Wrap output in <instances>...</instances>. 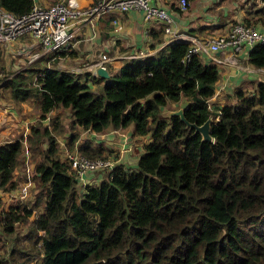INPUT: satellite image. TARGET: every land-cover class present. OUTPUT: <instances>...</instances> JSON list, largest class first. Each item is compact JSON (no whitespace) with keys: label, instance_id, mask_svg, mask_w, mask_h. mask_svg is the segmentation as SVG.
<instances>
[{"label":"trees","instance_id":"obj_1","mask_svg":"<svg viewBox=\"0 0 264 264\" xmlns=\"http://www.w3.org/2000/svg\"><path fill=\"white\" fill-rule=\"evenodd\" d=\"M33 4L0 0L15 15ZM162 28L151 33L154 52L128 57L117 70L105 63L106 78L56 67L51 55L65 50L0 78L14 104L34 99L39 121L62 106L71 111V129L131 126L133 136H148L134 166L116 161L110 170H92L100 179L86 184L60 158L57 135L65 126L59 116L52 118L53 131L32 126L26 137L2 141V190L17 186L25 140L30 155L42 160L31 162L34 199L4 206L0 195V233L9 242L0 264H264V81L235 88L225 103L211 106L219 65L188 54V41L162 44ZM248 62L264 66V43L250 48ZM169 103L177 108L165 109ZM181 112L189 122L209 120V139ZM77 136L69 135L70 150ZM78 150L102 155L88 141Z\"/></svg>","mask_w":264,"mask_h":264},{"label":"crops","instance_id":"obj_2","mask_svg":"<svg viewBox=\"0 0 264 264\" xmlns=\"http://www.w3.org/2000/svg\"><path fill=\"white\" fill-rule=\"evenodd\" d=\"M33 1L34 3L49 5L56 0ZM173 1L175 0H163L162 3L166 7L167 11L172 14L175 28L180 34L192 35L197 37H210L214 35H203H205L209 30L212 32L219 31L221 29V26L225 23V16L227 13L226 11H224L222 6L225 0H193L189 2L187 9L184 11L180 9L178 0L172 6L171 3ZM74 2H76L79 6H85L92 3L93 0H74ZM175 7H178L180 10H175ZM242 15L243 13L240 14L238 20L235 19L234 21L241 22L243 17ZM115 17L118 18L121 25V28L119 30L115 29V26L112 22L113 18ZM231 19H233V17H231ZM75 26L77 27L76 33L71 41L70 47L65 50V53L63 55H57L56 57H53L51 55V60L54 58H58L56 64L58 65V62H60L61 65L58 67L59 69L64 68L75 71L76 73H85L97 68L99 66L98 63L101 60V54L103 53L109 56L110 60L106 61V63H108L110 67L111 65H115L118 63L114 66V70L121 65L123 60L126 59V57H124L125 54L128 55L134 51H144L147 53L154 52L155 49L148 48V45L152 40L151 33L153 30L162 28L160 22L145 21L142 12L135 9H131L125 12H105L101 14V16L97 19H93L88 22H79L75 24ZM188 29H193L196 33L192 34L186 32L185 30ZM262 30H264V28H262L261 31ZM163 37L164 41L163 43L161 42L162 44L166 43V36L164 34V31ZM161 43L157 46V48L161 46ZM35 44L32 42V39L29 36L23 35L19 39L15 40L12 44L1 46L3 47V51L5 54H24L29 57V59L26 61V64L18 68V70H20L26 67L29 63L33 62L34 59H37L41 56L38 51H35ZM36 45L39 47L38 44ZM22 48L24 49L22 50ZM249 50L250 46H246L244 51L238 53H232L231 50H222L218 53L221 58H228L233 55L236 59V64H231L229 62H226L225 64H217L220 67V79L217 81V88L213 98H211V101L215 100L216 95H218V97L220 96L219 98L221 103L222 101L224 103L225 94L232 92L235 88H250L254 82L264 81V66L255 67L248 62ZM108 52L111 53L108 54ZM33 55L36 56L34 59H32ZM202 60L208 63L210 62L209 60L204 58ZM84 61L86 63L81 67L82 62ZM67 62L70 63V67L64 66V63ZM88 64H94L93 68L89 66L87 67ZM99 85H91V87L93 90H95L97 87H99ZM34 107L29 106L26 101L20 102V104L12 103L8 106H5L1 103L0 143L4 141V139L9 135L13 136L17 134L18 129H21V131L23 130V134L28 133L29 124L33 123L34 118L39 117V112L35 110ZM62 112L64 113V115ZM34 115L35 117L33 118ZM67 115L69 116L67 117ZM56 116H59L65 127L69 123L72 124V115L69 107L62 106L49 112L47 117L43 119V122L49 121L52 119V117ZM73 128L74 130H76L80 128V126L78 124H75ZM69 135L70 133H68V136ZM90 135L98 136V138L95 139L96 146L92 145V143L90 142L93 148L99 147L96 149H101V151L103 150L102 148L105 147L107 149L113 150L120 149V155H117V159L115 160V162L120 161L125 164L134 166L139 154L143 151V148L141 151L139 150L138 144H136V147L133 146L134 149H131V146L133 145V143H135L136 140H142L141 136L132 135L131 126L119 129L108 126L104 130L100 132H92ZM58 141H61V137H58ZM78 141L79 140L77 136V139L75 141V146L77 147H79L78 145H80L77 143ZM79 143H81V141H79ZM105 151L106 150H104V152ZM134 152L136 153L134 154ZM14 179L16 180L15 175ZM98 179H100L99 173L95 174L91 171H88L85 174V180L89 183H95ZM4 195L7 196V202H10L16 198V196H14L13 190ZM6 206H8V204Z\"/></svg>","mask_w":264,"mask_h":264},{"label":"built area","instance_id":"obj_3","mask_svg":"<svg viewBox=\"0 0 264 264\" xmlns=\"http://www.w3.org/2000/svg\"><path fill=\"white\" fill-rule=\"evenodd\" d=\"M163 0H93L92 3L79 6L71 0H56L49 5L34 3L32 8L24 14L15 15L11 11L0 6V45L12 44L23 35H27L32 42L43 48V52H57L66 50L76 33L75 24L88 22L97 19L101 14L109 11L125 12L131 9L139 10L147 22H160L166 36L165 42L179 39L189 42L188 54L197 53L201 59H207L212 64H225L229 62L236 64L233 55L228 58H221L218 53L222 50H231L232 53L244 51L246 46H254L256 43H264V30H259L252 24L240 21L230 25L223 34L210 37H197L178 33L175 28L172 14L167 11L162 3ZM181 10H186L189 2L178 0ZM115 29L119 30L121 25L118 18L112 20ZM13 46V45H11ZM24 48H22L23 50ZM48 53V54H49ZM147 52L134 51L125 54L124 57H135L145 55ZM36 56L33 55L32 59ZM110 60L105 53L101 54L98 65L105 67L106 61ZM263 67V66H262ZM93 75L96 68L91 71ZM8 76L0 70V78L4 80ZM65 158L71 168L75 171L76 177L83 184H86L85 174L92 170H110L113 162L110 158L103 156L88 157L80 153L77 146L73 150L65 149ZM28 166V165H27ZM25 169L27 179L22 181L14 191V196L23 199L27 196L32 181L30 179V168Z\"/></svg>","mask_w":264,"mask_h":264},{"label":"rangeland","instance_id":"obj_4","mask_svg":"<svg viewBox=\"0 0 264 264\" xmlns=\"http://www.w3.org/2000/svg\"><path fill=\"white\" fill-rule=\"evenodd\" d=\"M222 6H223L224 11H226V13H227L226 16H225L226 17L225 23L221 26V29L219 31L212 32V31L209 30L203 36L218 35V34L225 33L228 30V28L230 27V25L235 22L234 20L235 19L238 20L240 14H242V13H243V15L247 14L248 17L252 18L253 20H256V21H253L254 23H252V25L257 27L259 30L264 28V16H262L261 18H258V16L261 14V12L260 11H256V10H264V0H225L224 4ZM231 17H233V19H231ZM35 47H36L35 51H38L41 55H47L49 53V52H45V54L42 53L43 52V48L42 47L39 48L36 44H35ZM28 59H29V57L24 55V54H19V55L10 54V53L5 54L4 51H3V47L0 45V70L4 74H6L7 76H12L15 71H18V68H20L24 64H26V61ZM85 61L82 62L81 67H82V65H84L86 63ZM104 63H106V62H104ZM41 64H43V63H41ZM47 64L50 65V62H48ZM52 64H54V63L52 62ZM64 64H65L64 66H66V67H70L71 66L69 62L64 63ZM117 64H115V65H117ZM60 65H61L60 62H58V65L56 64V67H59ZM93 65L94 64H88L87 67L89 66V67L93 68ZM115 65H111V70H113ZM107 67H109V66H107ZM117 69L118 68H116L114 70H117ZM65 70H67V69H65ZM80 74L82 75V78H84V72H82ZM102 84L103 83L100 84L101 88H102ZM96 90L97 89H95V91ZM219 97H218V95H216L215 100L211 101V99H210L209 100V104L211 106L212 105L223 104V101L221 103ZM226 100L227 99H225V102H226ZM1 103L4 104L5 106H8V105H10L12 103L14 104V102L11 99H9L8 92L7 91H3V89H0V105H1ZM26 103L29 106H33V107L35 105V107H34L35 110H37L39 112L38 105L34 101V99H28V100H26ZM176 108H177L176 104H170V103L165 107V109H168V110H173V109H176ZM36 113H35V115H36ZM35 115L33 116V118L35 117ZM63 115H64V113H63ZM68 116L69 115H67V117ZM52 118H54V117H52ZM33 120H34L33 123L29 124V126H28L29 127L28 133L30 132V129H31L32 126L37 127L38 130L39 129L42 130V128L46 126L50 131H53V127H52L53 120L52 119L49 120V121H45V122L39 121V118H34ZM66 127H63L62 132L57 135V138L61 137V141L60 142L58 141L59 142V155H60L61 159H65V149L66 148L70 149L69 145H67V141H68V138H69L68 133L71 134L73 131H76L77 135H78V140L81 141V143H84V141H88V142H91L92 145H95V143H96L95 139L98 138V136L90 135L92 133V130H87V129H84L82 127L78 128L76 130H73L74 128L71 129L70 123L68 125H66ZM17 131H18L17 134H15L13 136L9 135L4 140H6V139H14L15 137L18 138L20 135H23V137H26V135L28 134V133L27 134L26 133L23 134V130L21 131V129H18ZM147 140H148V136L142 137V140H136L135 143H133V145L131 146V149L132 148L134 149L133 146L136 147V144H138L139 150L141 151L142 148H143V143L145 141H147ZM79 141L77 143L81 144V143H79ZM43 143H44V146H46V142H42L41 143L42 146H43ZM72 146H75V142H74V145H72ZM95 148H99V147H95ZM102 149L103 150H102V155L101 156L106 157V158H110L112 160L113 164L115 163V156L116 155H120V152H121L120 149L119 150H117V149L113 150V149H107L106 147L102 148ZM104 150H106V151L104 152ZM135 153L136 152H134V154ZM32 159H33V162L35 164L36 161L42 160V155L41 154H38L36 156L30 155V152L28 150V143L25 140V150L21 154V164H20L17 172L15 173L17 186L22 181L27 179L26 172H24V171H25L27 165H28L27 169H29V168L31 169V165L33 163ZM94 173L98 174V172H94ZM99 174L101 175V172ZM31 180H32V178H31ZM17 186L14 189L15 193H16ZM29 188H30V190H29V192H28L26 197H24L23 199H14V200H12L10 202L15 203L16 201H18L20 203H25V202H28L32 198L34 199L37 189L35 188V185H33V183H32V185ZM9 192L10 191H6V190L0 189V195L3 198L4 206H6L7 204H10L9 201L7 202V200H8L7 196L4 195V194L9 193ZM16 198H18V197L16 196ZM17 229L20 230V231H23L24 227H22V225H21V226H18ZM2 246H4V247H2ZM8 246H9L8 240L5 238L4 235H1V233H0V253H3L5 248H6L5 250H7Z\"/></svg>","mask_w":264,"mask_h":264},{"label":"water","instance_id":"obj_5","mask_svg":"<svg viewBox=\"0 0 264 264\" xmlns=\"http://www.w3.org/2000/svg\"><path fill=\"white\" fill-rule=\"evenodd\" d=\"M96 73L101 76V77H108L109 73L107 71V69L103 66H98L96 68ZM189 103L188 99H185L181 102L180 104V108L184 109L186 107V105ZM181 118L190 126V127H194L197 131H200L203 135L204 139H209L210 134H209V120H205L204 123L202 124H196L194 122H189L185 119L184 115L181 112Z\"/></svg>","mask_w":264,"mask_h":264},{"label":"bare ground","instance_id":"obj_6","mask_svg":"<svg viewBox=\"0 0 264 264\" xmlns=\"http://www.w3.org/2000/svg\"><path fill=\"white\" fill-rule=\"evenodd\" d=\"M71 1H74V0H71Z\"/></svg>","mask_w":264,"mask_h":264}]
</instances>
